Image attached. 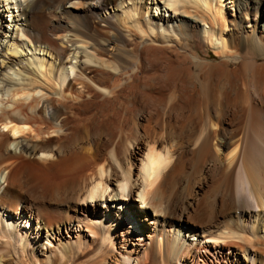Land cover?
<instances>
[{
	"label": "bare ground",
	"instance_id": "1",
	"mask_svg": "<svg viewBox=\"0 0 264 264\" xmlns=\"http://www.w3.org/2000/svg\"><path fill=\"white\" fill-rule=\"evenodd\" d=\"M227 2L0 0V264H264V0Z\"/></svg>",
	"mask_w": 264,
	"mask_h": 264
},
{
	"label": "rangeland",
	"instance_id": "2",
	"mask_svg": "<svg viewBox=\"0 0 264 264\" xmlns=\"http://www.w3.org/2000/svg\"><path fill=\"white\" fill-rule=\"evenodd\" d=\"M226 1H228L227 2V6L229 7V6H231V4H230V1L231 0H226ZM17 10V9H16ZM14 11L15 13H17V11ZM6 20H8V22H9V16H5L4 17ZM18 33H19V37L21 36L27 43H28V45H30V41H29V39L27 38V37H25V35H21L22 33H21V31H19L18 30ZM27 49H29V46H27ZM31 50V49H30ZM25 51V50H24ZM32 51V50H31ZM4 100V99H3ZM1 101L0 100V105L1 104H3L4 105V103L6 102V99L4 100V101ZM4 102V103H3ZM14 147V146H13ZM140 163L141 162H137L135 165H133V171H136L138 168H139V166H140ZM138 164V165H137ZM137 165V166H136ZM136 166V167H135ZM46 168V170H48V171H41L43 168H41V169H36V171L38 172V174L41 176V178L43 177V178H48V177H50L49 175H51V176H53L54 175V173H55V168L54 167H45ZM45 168L43 169V170H45ZM40 171V172H39ZM45 172H48V176H46V173ZM50 172V173H49ZM0 176H1V174H0ZM46 176V177H45ZM113 187V186H112ZM111 189V187L109 188V190ZM99 198V197H98ZM98 198L97 199H94V200H92V198H86L85 200L84 199H82L81 201H82V203H84L85 205H90L91 207H93V204L96 202V201H98V202H100L101 204H104L102 201H101V199H99L98 200ZM136 203L139 205H141V202L140 201H136ZM153 213V212H152ZM35 224V223H34Z\"/></svg>",
	"mask_w": 264,
	"mask_h": 264
}]
</instances>
